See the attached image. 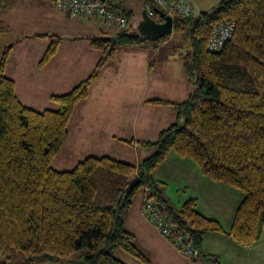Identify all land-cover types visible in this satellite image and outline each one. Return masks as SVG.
<instances>
[{
    "label": "trees",
    "instance_id": "obj_1",
    "mask_svg": "<svg viewBox=\"0 0 264 264\" xmlns=\"http://www.w3.org/2000/svg\"><path fill=\"white\" fill-rule=\"evenodd\" d=\"M125 1L107 3L120 10ZM147 5L144 1L143 11ZM141 18L142 13L135 20L130 14L128 28L113 35L117 44L112 50L100 37L86 38L101 58L86 80L66 94L51 96L59 106L56 111H36L22 104L15 83L6 76L14 46L4 49L0 59V257L7 264L14 252L30 262L47 260L49 255L54 260L77 255L86 264H125L115 257L117 251L150 264L125 228L126 214L146 187L168 206L167 217L192 237L198 259L204 256L202 247L209 233L228 234L246 248L263 239L264 0H222L211 11L173 17V31L184 33L189 44L179 60L193 91L182 103L149 102L173 106L178 112V122L161 131L156 141L139 142L155 148L154 154L139 165L87 157L72 171L53 168L76 107L88 98L106 64L122 48L150 42L137 30ZM155 18L162 22L157 13ZM225 20L235 22L232 38L221 51H208L213 29ZM34 37L51 39L39 62L44 67L57 54L62 38ZM172 153L195 163L205 178L243 194L229 232L198 210L197 199L178 208L164 197L166 184L155 173ZM136 177L140 184L127 194ZM208 259L218 264L214 257Z\"/></svg>",
    "mask_w": 264,
    "mask_h": 264
},
{
    "label": "crops",
    "instance_id": "obj_2",
    "mask_svg": "<svg viewBox=\"0 0 264 264\" xmlns=\"http://www.w3.org/2000/svg\"><path fill=\"white\" fill-rule=\"evenodd\" d=\"M221 1L189 0L197 15L211 11ZM143 7V0H126L120 11L127 15L128 20L132 14L135 20ZM63 14L65 17L57 19L67 30L60 31L61 35H65H62L58 52L49 63L39 67L51 39L35 38V35L23 37L8 61L6 76L15 83L19 100L36 111L58 110L59 106L51 101V96L70 92L92 74L101 52L93 49L86 38L98 37L97 29L101 32L100 37L103 31H110L108 36L115 33L99 22L82 20L80 26L73 25L77 17ZM77 25L89 27L87 30L90 31L77 32ZM68 31L73 35H69ZM171 40L124 47L106 64L91 86L88 98L80 102L74 111L66 141L53 163L56 171H72L87 157L116 158L139 165L147 158L145 156L155 153L154 148L142 147L139 142L156 141L161 131L178 122V112L173 106L149 102L163 100L178 104L193 91L179 57L168 51ZM173 62H179L180 70L172 65ZM166 163L171 167L168 170L164 169ZM155 176L166 184L164 197L178 208L181 203L175 201V194L169 191L172 178L178 180V189L186 188L188 200H198L200 194L207 196L210 201H197L198 210L218 220L226 232L230 231L235 212L243 199L240 191L205 178L195 163L179 156H169ZM216 193L221 194V199ZM143 204L144 194L139 192L125 216V228L135 236L137 247L150 264H200L199 260L197 263L179 252L145 220ZM202 253L217 259L218 264H264V237L255 246L246 248L228 234L209 233L204 238ZM119 259L125 264H142L128 254H120ZM207 263L203 261V264Z\"/></svg>",
    "mask_w": 264,
    "mask_h": 264
},
{
    "label": "built area",
    "instance_id": "obj_3",
    "mask_svg": "<svg viewBox=\"0 0 264 264\" xmlns=\"http://www.w3.org/2000/svg\"><path fill=\"white\" fill-rule=\"evenodd\" d=\"M148 3L146 11L150 17L155 18L154 7H158L169 16H181L190 18L197 15L189 0H144ZM55 5L66 14L77 17L86 22H99L114 32L123 31L128 28L127 15L120 10L109 7L107 1L100 0H56ZM235 31V22L225 20L219 23L212 32L207 49L210 52H219L229 41ZM144 205L143 217L158 232L172 242L175 248L184 255L199 260V251L195 248L192 237L181 230L175 221L167 217V205L157 198L154 191L146 187L143 191ZM211 258V257H210ZM198 263V261H197ZM207 264H212L208 260Z\"/></svg>",
    "mask_w": 264,
    "mask_h": 264
},
{
    "label": "rangeland",
    "instance_id": "obj_4",
    "mask_svg": "<svg viewBox=\"0 0 264 264\" xmlns=\"http://www.w3.org/2000/svg\"><path fill=\"white\" fill-rule=\"evenodd\" d=\"M63 13L66 14V12L58 9L55 3H52L48 0H0V59L6 47L9 46L15 47L16 44L23 37L26 36H33V35L46 33V34L58 35L63 39L62 35L65 34L61 35L60 31H66L67 29H65L63 27V23H60L57 19V18L65 17ZM74 20L76 22L73 25L75 24L79 25L82 24L83 22L82 20L80 21V19L78 20L77 18ZM78 25L75 26L76 28L75 31L80 33L84 31L86 32L90 31L87 30L90 29L89 27H84V26L79 27L80 25L79 26ZM68 32L69 35H73L71 31ZM97 32H98V37H100L99 35L101 32L98 29ZM111 34H113V32ZM184 36H185L184 33L175 32V31H173V33L170 36H168V39L170 40L172 39L171 46L169 47L168 51L172 53L173 56L176 55V57H179V55L187 53L189 49V44ZM172 65H176L178 70H180L179 62H173ZM172 156L177 157V155L174 153L170 154V158ZM145 157L148 158V156ZM61 159L62 157H60L59 161ZM58 162L56 163V165L58 164ZM165 165L166 167L164 169L168 170L169 168H171L169 163H166ZM170 182L171 184L169 191L175 194V201L177 202L179 201V203H181L182 206L189 199V194L188 193L185 194L186 188H182L181 190L178 189L177 179L172 178L170 179ZM221 184L222 183H220V185ZM221 186H224V184H222ZM140 192L143 193V190ZM214 194L212 196H214ZM216 196L221 199V194L216 193ZM186 198L187 200L184 202V199ZM197 201L200 203H206L210 200L207 196L200 194ZM120 254L124 255L126 253L122 251H117L115 257L119 259ZM209 257L211 256L204 257L203 255H201V258L199 259L200 264H203V261H208ZM25 259L26 257L22 253L14 252L10 255V260L8 264H74V261L78 260L77 255L68 259L71 260V262H68V260H49V259L36 260L30 262L31 260L28 259L27 261H25ZM0 261H2L1 257H0Z\"/></svg>",
    "mask_w": 264,
    "mask_h": 264
},
{
    "label": "water",
    "instance_id": "obj_5",
    "mask_svg": "<svg viewBox=\"0 0 264 264\" xmlns=\"http://www.w3.org/2000/svg\"><path fill=\"white\" fill-rule=\"evenodd\" d=\"M101 2H106L107 0H100ZM154 11L158 14L162 22H159L156 18H152L147 13L146 9L142 12V18L137 25V30L142 34L148 41L157 42L170 36L174 30V18L167 15L158 7H154ZM104 42L110 44V50H112L117 44L116 36H101L100 37ZM141 182L139 177H136L132 180L128 186L126 193L130 194L135 187H137ZM47 259L54 260V256L49 255ZM0 264H7L6 260L0 261ZM74 264H86L84 260H75Z\"/></svg>",
    "mask_w": 264,
    "mask_h": 264
}]
</instances>
